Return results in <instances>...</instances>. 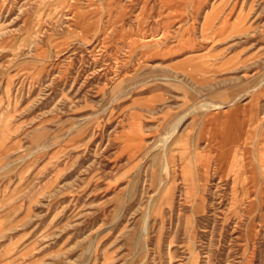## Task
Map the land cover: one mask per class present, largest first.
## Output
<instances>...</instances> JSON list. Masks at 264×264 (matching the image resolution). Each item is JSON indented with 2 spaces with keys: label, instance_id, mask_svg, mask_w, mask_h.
<instances>
[{
  "label": "rangeland",
  "instance_id": "rangeland-1",
  "mask_svg": "<svg viewBox=\"0 0 264 264\" xmlns=\"http://www.w3.org/2000/svg\"><path fill=\"white\" fill-rule=\"evenodd\" d=\"M0 264H264V0H0Z\"/></svg>",
  "mask_w": 264,
  "mask_h": 264
}]
</instances>
